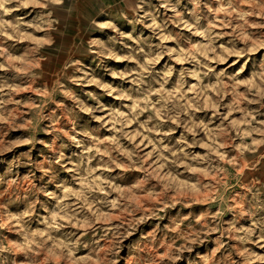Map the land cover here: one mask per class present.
<instances>
[{"label": "rangeland", "instance_id": "obj_1", "mask_svg": "<svg viewBox=\"0 0 264 264\" xmlns=\"http://www.w3.org/2000/svg\"><path fill=\"white\" fill-rule=\"evenodd\" d=\"M0 264H264V0H0Z\"/></svg>", "mask_w": 264, "mask_h": 264}]
</instances>
